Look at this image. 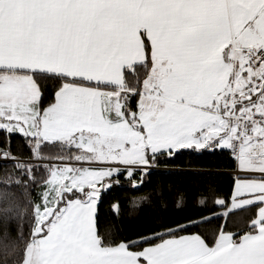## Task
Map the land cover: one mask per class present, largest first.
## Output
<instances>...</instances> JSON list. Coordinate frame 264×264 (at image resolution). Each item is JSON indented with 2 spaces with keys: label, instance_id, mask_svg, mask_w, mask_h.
<instances>
[{
  "label": "snow or ice",
  "instance_id": "6c2138e0",
  "mask_svg": "<svg viewBox=\"0 0 264 264\" xmlns=\"http://www.w3.org/2000/svg\"><path fill=\"white\" fill-rule=\"evenodd\" d=\"M0 135V264H264V0H0ZM186 153L232 162L218 215L101 229L115 188Z\"/></svg>",
  "mask_w": 264,
  "mask_h": 264
},
{
  "label": "trees",
  "instance_id": "16d2710c",
  "mask_svg": "<svg viewBox=\"0 0 264 264\" xmlns=\"http://www.w3.org/2000/svg\"><path fill=\"white\" fill-rule=\"evenodd\" d=\"M12 152L17 156L26 155L27 149L23 147V141L13 139ZM4 139L0 135V147H3ZM11 167H0V208H3L4 183L8 176L14 173ZM233 164L227 156L221 155H197L186 153L175 159L174 164L167 170L154 172L145 178L141 190L137 191L132 186L125 184L124 188H115L112 195L107 196L100 208V227L107 224L120 226L121 231L113 235V239L136 238L139 233L145 232L149 227L155 226L157 213L169 224L184 221L188 218H207L210 214L218 215L220 209L214 203L218 197L226 196L233 186ZM16 196H20L18 190L13 189ZM167 202V212H160V198ZM183 198V206L177 207L180 198ZM201 197L205 198L204 206L198 203ZM35 198V193H33ZM119 204V216L117 220L111 214L110 204ZM252 213L248 210H237V214L230 213L227 223L235 231L242 229ZM225 221L213 219L207 222L199 231L208 239ZM5 224L0 223V229ZM7 227L12 232L16 231L14 221Z\"/></svg>",
  "mask_w": 264,
  "mask_h": 264
},
{
  "label": "built area",
  "instance_id": "2783aa9c",
  "mask_svg": "<svg viewBox=\"0 0 264 264\" xmlns=\"http://www.w3.org/2000/svg\"><path fill=\"white\" fill-rule=\"evenodd\" d=\"M0 163H2V162H0Z\"/></svg>",
  "mask_w": 264,
  "mask_h": 264
}]
</instances>
